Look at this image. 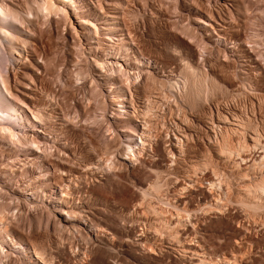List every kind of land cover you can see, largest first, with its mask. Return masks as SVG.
Wrapping results in <instances>:
<instances>
[{"label": "rangeland", "instance_id": "374dc122", "mask_svg": "<svg viewBox=\"0 0 264 264\" xmlns=\"http://www.w3.org/2000/svg\"><path fill=\"white\" fill-rule=\"evenodd\" d=\"M74 2L0 0V264H264V0Z\"/></svg>", "mask_w": 264, "mask_h": 264}, {"label": "bare ground", "instance_id": "6f19581e", "mask_svg": "<svg viewBox=\"0 0 264 264\" xmlns=\"http://www.w3.org/2000/svg\"><path fill=\"white\" fill-rule=\"evenodd\" d=\"M46 1V0H45ZM52 1V4H53V6L56 8V9H61V10H65L66 9V11H67V8H65V5H73V6H75V2H74V0H51ZM51 1H50V3H49V0H47V2L49 3V4H51ZM235 1H237V0H235ZM45 3L46 2H44V4L43 5H45ZM47 4V3H46ZM48 4V5H49ZM112 4V3H111ZM109 5V4H108ZM77 6V5H76ZM76 6L74 7V8H76ZM45 7V6H44ZM47 7H49V6H47ZM46 7V8H47ZM197 7V6H196ZM102 8V7H101ZM6 9V8H5ZM5 9H3L2 7H1V5H0V18L1 19H3V18H5L6 17V15H7V13L6 12H8V10H6V12H5ZM73 10V9H72ZM59 11V10H58ZM75 11V10H74ZM74 11H72L73 13H74ZM76 11H78V10H76ZM68 12V11H67ZM78 12H80V11H78ZM9 14H10V12H8ZM68 13H70V12H68ZM229 13V12H228ZM9 14L7 15V16H9ZM71 14V13H70ZM76 14V13H75ZM74 14V15H75ZM77 14H79V13H77ZM71 15H73V14H71ZM70 15V16H71ZM211 15V14H210ZM211 16H214V15H211ZM10 17V16H9ZM9 17H7V19L9 18ZM78 17V16H77ZM76 17V18H77ZM214 18V17H213ZM79 19H80V22H78L80 25H91V24H89V22H88V20H86L85 19V17H79ZM207 19V18H206ZM211 19V18H210ZM196 20V19H195ZM208 20V19H207ZM4 21V22H3ZM3 21H2V24L3 23H6L7 24V21H6V18H5V20L3 19ZM6 21V22H5ZM9 21V20H8ZM77 21H78V19H77ZM216 21V20H215ZM196 22H198L199 24L201 23V24H203V25H205V26H207V27H204V29L205 28H207L208 30H209V28H211V29H213V30H215V31H213V33H215V35L217 36V37H221V39L222 38H224V35L226 34H224V30H220V28L219 29H217L215 26H213V23L212 22H208V21H206L205 19H202V18H199V19H197L196 20ZM217 22V21H216ZM215 22V23H216ZM0 23H1V21H0ZM5 24V25H6ZM108 24V23H107ZM202 25V26H203ZM7 26V25H6ZM6 26H3V25H1L0 24V34L2 35V33L3 34H5V37L7 38V35L9 34V30H8V28L6 27ZM110 27V26H109ZM85 28V27H84ZM108 29V28H107ZM222 29V28H221ZM224 29V28H223ZM109 30H110V28H109ZM229 30V29H228ZM212 31L210 30V33H211ZM227 33H228V31H226ZM231 33V32H230ZM212 34V33H211ZM210 34V35H211ZM238 34V33H237ZM214 35V36H215ZM228 35H229V33H228ZM231 35V34H230ZM9 36V35H8ZM215 36V37H216ZM233 36V35H232ZM0 37H2V36H0ZM4 37V36H3ZM227 37V36H226ZM231 37V36H230ZM231 39V38H230ZM235 39V38H234ZM238 39V38H237ZM232 41H233V39H232ZM242 43V42H241ZM9 44H10V46H12L11 44L12 43H10L9 42ZM13 44H14V42H13ZM238 44V43H237ZM240 44V43H239ZM243 44V43H242ZM16 45V44H15ZM233 45V44H232ZM236 45V44H235ZM17 47V46H16ZM12 48H14L13 46H12ZM11 49V48H10ZM19 49V48H18ZM239 49V48H238ZM247 49V48H246ZM13 50H15V49H13ZM13 50H11V52L13 51ZM17 50V49H16ZM239 50H241V52H243L244 51V49L242 48H240ZM238 51V50H237ZM10 52V51H9ZM17 52V51H16ZM13 53V52H12ZM11 53V54H12ZM18 53L19 52H17V54L16 55H18ZM13 54H15V53H13ZM235 54V53H234ZM238 54V53H237ZM248 55V54H247ZM241 57V56H240ZM247 57V56H246ZM250 57V56H249ZM248 57V58H249ZM127 59V58H126ZM250 60H251V58H250ZM256 60V59H255ZM245 61V60H244ZM242 63V62H241ZM247 63V62H246ZM128 64V63H127ZM130 65V64H129ZM249 65V64H248ZM258 65V64H257ZM203 66V65H202ZM187 67V66H186ZM252 67V66H251ZM38 69V68H37ZM35 71H36V69H34ZM39 70V69H38ZM37 72V71H36ZM39 72V71H38ZM37 72V73H38ZM137 72V71H136ZM232 75V74H231ZM5 80V79H4ZM3 80V81H4ZM231 80V79H230ZM229 81V80H228ZM2 82V81H1ZM3 83H5V82H2V84ZM31 83H33V82H31ZM123 83V82H122ZM206 83V82H205ZM212 83V82H211ZM210 83V84H211ZM231 83V82H230ZM252 83V82H251ZM1 85V84H0ZM4 85V84H3ZM213 85V84H212ZM214 87V86H213ZM212 87V88H213ZM258 87V86H257ZM27 88V87H26ZM7 89V88H6ZM30 89V88H29ZM31 89H32V87H31ZM4 91H5V89H4ZM120 91V90H119ZM29 92V91H28ZM123 92V91H122ZM8 93L9 92H6L5 94L3 93V91H2V87L0 86V102L2 101L3 102V100H5V102H7L6 104L7 105H9V107L11 108V109H13V111H17L16 109H14V106L16 107V105H12V103H13V101H12V103L8 100L9 99V97H10V95L7 97V95H8ZM34 93V92H33ZM33 93H32V95H33ZM28 94V93H27ZM26 93H25V95H27ZM30 94V93H29ZM117 94V93H116ZM122 94V93H121ZM203 94V93H202ZM31 95V94H30ZM115 95V94H114ZM236 96V95H235ZM11 99H13V96L11 95ZM27 97H28V95H27ZM30 97V96H29ZM32 99V98H31ZM120 99H121V97H120ZM114 100V99H113ZM116 102H118V101H116ZM217 104V103H216ZM6 105V106H7ZM119 105V104H118ZM124 106V105H123ZM18 109V108H17ZM20 110H21V108H19ZM28 110H30V111H32L33 112V110L30 108V109H28ZM18 112V111H17ZM23 112V111H22ZM14 113V112H13ZM13 113H10L9 111H7V110H1L0 109V119H2V117H7V118H10L9 120H11V119H14V118H16V117H19V116H17L18 114L17 113H15V114H13ZM25 113V112H24ZM39 113V112H38ZM19 114H20V112H19ZM32 115V114H31ZM33 115H34V121H37L38 122V117L36 118V116H37V114H36V112L34 111V113H33ZM36 115V116H35ZM44 115V114H43ZM42 115V116H43ZM26 116V115H25ZM25 116H24V118H25ZM28 116V115H27ZM26 116V117H27ZM39 116H41V114H39ZM224 116H226V115H223V117ZM44 117V116H43ZM43 117H42V119H43ZM33 118V117H32ZM225 119H222L221 121H223V120H226L227 119V117H224ZM19 119V118H18ZM39 119H40V117H39ZM238 119V118H237ZM22 120V119H21ZM27 120V119H26ZM46 120V119H45ZM1 121V120H0ZM11 121H13V120H11ZM11 121H10V123H11ZM33 121V122H34ZM43 121V120H42ZM42 121L40 120V123H42ZM227 121V120H226ZM229 122H230V120H228ZM2 123H3V121H1ZM17 122V121H16ZM24 122V121H23ZM29 122V121H28ZM33 122H31V123H33ZM242 122V121H241ZM240 122V123H241ZM46 123V122H45ZM232 123V122H231ZM24 124V123H23ZM34 124H35V122H34ZM43 124H44V122H43ZM232 124H234V123H232ZM237 124H239L238 122H237ZM237 124H235L236 126H238ZM13 125V124H12ZM19 125V124H18ZM42 125V124H41ZM247 125V124H246ZM240 126V125H239ZM242 126V125H241ZM35 127V126H34ZM38 127V126H37ZM243 128H244V125L242 126ZM15 128V127H14ZM42 128V127H41ZM45 128V127H44ZM242 128V129H243ZM7 130L9 133H8V136H14L15 137V135L14 134H16L15 132H14V129L13 128H11L9 125H5V124H1L0 123V131L2 130L3 132H5V134H6V131H4V130ZM38 129V128H37ZM40 129V128H39ZM46 129V128H45ZM237 129V128H236ZM239 129V128H238ZM53 130V129H52ZM2 131H1V133H2ZM35 131V130H34ZM40 131V130H39ZM43 131V130H42ZM49 131V130H48ZM256 131V130H255ZM255 131H254V133H255ZM46 132V131H45ZM135 132V131H134ZM257 132V131H256ZM0 133V135H1V137H2V134H4V133H2L1 134ZM44 133V132H43ZM4 134V135H5ZM256 134V133H255ZM258 134V133H257ZM4 135H3V140L5 139V138H7L8 136H7V134L5 135V136H7V137H5L4 138ZM20 135V134H19ZM19 135H18V138H19ZM259 135V134H258ZM21 136V135H20ZM22 136H24V135H22ZM21 136V137H22ZM12 137H10L11 139H12ZM33 137V136H32ZM127 137V136H126ZM257 137H259V136H257ZM9 138V137H8ZM7 138V139H8ZM22 138H24V137H22ZM225 138V137H224ZM252 139H253V137H251ZM24 139H26V138H24ZM30 139V138H29ZM32 139H34V137L32 138ZM37 139V138H36ZM38 140V139H37ZM37 140H29L30 142H31V144H33V142H36ZM130 140V139H129ZM255 140V139H254ZM257 140V139H256ZM255 140V141H256ZM20 141H22V140H20ZM33 141V142H32ZM39 141V140H38ZM37 141V142H38ZM258 141V140H257ZM23 142V141H22ZM25 142V141H24ZM36 142V143H37ZM141 142V141H140ZM28 143V141H26V144ZM35 143V148H36V150H37V145L38 144H36ZM41 143V142H40ZM257 143V142H256ZM23 144V143H22ZM129 147H132V146H130L129 145ZM128 147V148H129ZM40 149V148H39ZM129 150V149H128ZM40 151V150H39ZM128 152H130V153H128ZM264 152V151H263ZM130 154V156H128V159H131V158H133V157H135V155H136V153L134 154L133 153V151L131 150H129V151H127L126 152V154ZM127 157V156H126ZM264 157V156H263ZM136 158V157H135ZM135 158H134V160H135ZM127 159V158H126ZM255 163V162H254ZM206 179L207 180H209V177H206ZM212 181V180H211ZM210 181V182H211ZM213 184H214V182H212ZM211 186H212V184H210ZM264 185V184H263ZM263 185H261L260 184V186H263ZM213 186H215V185H213ZM263 188L264 187H262V190H263ZM263 196V195H262ZM1 217V216H0ZM2 218V217H1ZM1 220V219H0ZM2 221V220H1ZM8 227V226H7ZM5 232H6V234H8L9 236H10V240L12 241V243L14 244V245H18L19 246V243H18V241H17V239L10 233V229H7L6 227H5ZM12 232V231H11ZM8 237V236H7ZM10 241V242H11ZM21 246V245H20ZM0 248H1V245H0ZM39 256V255H38Z\"/></svg>", "mask_w": 264, "mask_h": 264}]
</instances>
